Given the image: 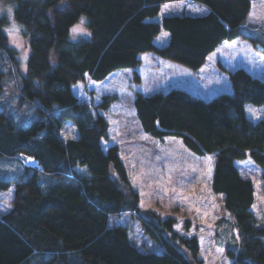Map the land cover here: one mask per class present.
Instances as JSON below:
<instances>
[{
    "label": "trees",
    "instance_id": "16d2710c",
    "mask_svg": "<svg viewBox=\"0 0 264 264\" xmlns=\"http://www.w3.org/2000/svg\"><path fill=\"white\" fill-rule=\"evenodd\" d=\"M10 1L30 49L19 98L33 103L37 114L23 124L0 108V171L6 176H0V190L13 185L11 207L0 214V264H202L196 236L177 234L172 217L138 215V195L118 147L105 149L101 143L107 138L104 115L93 113L72 85L86 76L102 80L113 71L133 69L144 52L193 69L223 41L238 37L264 53V39L242 30L251 0H193L207 11L165 14L160 20L147 17L174 0ZM80 15L89 33L72 40L70 26ZM7 24V15L0 13V51L15 67ZM161 29L168 39L156 45ZM2 77L0 71V92ZM228 78L232 92L211 99L170 87L136 92L132 104L147 135L178 136L193 153L212 156L210 186L232 218L224 248L229 264H264V214L252 211L254 183L235 164L249 156L264 179V115L254 121L243 107L251 102L264 109V76L238 67ZM115 98L104 95L96 106L106 110ZM66 122L76 126L75 137L60 134ZM129 210L162 244L160 250L139 249L127 225L110 223L112 214Z\"/></svg>",
    "mask_w": 264,
    "mask_h": 264
},
{
    "label": "rangeland",
    "instance_id": "374dc122",
    "mask_svg": "<svg viewBox=\"0 0 264 264\" xmlns=\"http://www.w3.org/2000/svg\"><path fill=\"white\" fill-rule=\"evenodd\" d=\"M205 8V4L193 0L166 1L155 15L147 18L160 20L163 15L173 13L200 14ZM12 10L10 0H0V13L8 17L5 31L16 51L13 64L17 65L12 67L11 59L0 51V71L3 72L0 108L10 113L18 123L24 124L37 111L33 103L19 98V77L26 69L30 49L28 38L12 16ZM242 30L264 39V0H251ZM88 33L85 17L80 15L77 22L70 26L69 37L74 40ZM167 39L168 31L161 29L153 41L156 45H162ZM225 44L197 69L160 57L154 52H146L133 69L113 71L102 80L86 76L83 81L72 85L73 92L90 105L93 113L104 115L108 123L107 138L102 139L101 143L105 149L111 144L118 147L131 186L138 195V215L144 219H152L154 214L163 219L172 217L175 220L173 229L177 234L196 236L202 264H229L224 248L231 240L227 226L232 218L223 206L221 195L210 186L213 158L193 153L178 136L160 139L147 135L135 116L132 100L136 92L149 94L166 91L170 87H182L206 100L219 93H231L228 71L238 67L252 75L264 76V53L255 50L250 41L238 37ZM133 70L138 74L137 81L133 78ZM113 94L116 98L106 110L96 106L102 96ZM243 107L246 115L254 121L264 115L261 104L245 102ZM60 134L65 138L75 137L76 126L66 122L61 126ZM24 162L36 164L28 158ZM235 164L240 174L254 183L252 211L264 214V179L260 166L249 156L236 159ZM3 175L0 171V176L6 177ZM12 194L13 185L0 190V214L11 207ZM136 213L132 210L114 213L110 216V223L127 225L128 235L139 249L160 250L162 244L143 231Z\"/></svg>",
    "mask_w": 264,
    "mask_h": 264
},
{
    "label": "crops",
    "instance_id": "0c3cea01",
    "mask_svg": "<svg viewBox=\"0 0 264 264\" xmlns=\"http://www.w3.org/2000/svg\"><path fill=\"white\" fill-rule=\"evenodd\" d=\"M205 11H207V8H205L203 12H205ZM235 39H236V38H235ZM233 40H234V39L223 41V42H222L220 45H218V46H217L212 52H210V53L208 54L207 58H208L211 54H213L214 52L220 50L224 45H226L225 43H229V42H231V41H233ZM245 40L247 41V39H245ZM145 53H146V52L139 54V58L141 57V55H144ZM137 66H138V65H137ZM137 66H136V67H137ZM124 69H127V68H124ZM129 69H132V68H129ZM111 73H112V72H111Z\"/></svg>",
    "mask_w": 264,
    "mask_h": 264
},
{
    "label": "bare ground",
    "instance_id": "6f19581e",
    "mask_svg": "<svg viewBox=\"0 0 264 264\" xmlns=\"http://www.w3.org/2000/svg\"><path fill=\"white\" fill-rule=\"evenodd\" d=\"M28 159H29L30 161H33V162H35V160H34L33 158H31V157H30V158H28Z\"/></svg>",
    "mask_w": 264,
    "mask_h": 264
}]
</instances>
